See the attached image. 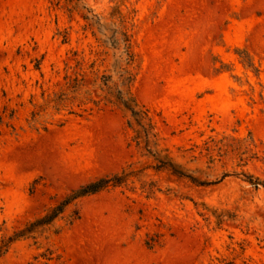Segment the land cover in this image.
<instances>
[{
	"label": "rangeland",
	"instance_id": "obj_1",
	"mask_svg": "<svg viewBox=\"0 0 264 264\" xmlns=\"http://www.w3.org/2000/svg\"><path fill=\"white\" fill-rule=\"evenodd\" d=\"M122 172L0 264H264V0H0V242Z\"/></svg>",
	"mask_w": 264,
	"mask_h": 264
},
{
	"label": "trees",
	"instance_id": "obj_2",
	"mask_svg": "<svg viewBox=\"0 0 264 264\" xmlns=\"http://www.w3.org/2000/svg\"><path fill=\"white\" fill-rule=\"evenodd\" d=\"M120 35V38H116L115 43L119 48L122 47L121 57L124 62H126V64H130L133 61L130 37L126 32H121ZM121 75L126 81L131 78L129 71L123 67H121ZM117 100L127 111L130 112L131 117L133 118V121L129 120L128 125L137 133V142L139 144L144 142L146 149L152 154L150 144L153 142V138H155L156 135L153 132L154 127L151 119L148 117L147 112L139 109L133 100L125 98L122 93L117 96ZM134 125H136L138 128H134ZM156 159L159 161L158 168L168 169L174 175L180 178H187L198 186L210 184L208 182L196 180L192 176L186 174V172L178 169L171 162H165L160 158ZM127 177L128 175L122 172L112 176L101 177L95 181L81 186L78 190L72 192L57 205L49 209L43 216L28 223L23 229L15 232L8 239L2 240L0 242V259L8 253L10 247L15 242L28 238L36 239L37 236H39L46 229V227L52 225L65 212L66 208L77 199L99 193L109 187L121 186L126 181ZM249 181L254 185H262L264 187L263 182L257 178L254 179L252 176H249Z\"/></svg>",
	"mask_w": 264,
	"mask_h": 264
}]
</instances>
